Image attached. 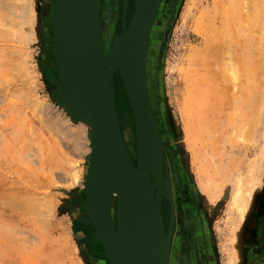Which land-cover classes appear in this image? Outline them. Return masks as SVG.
Segmentation results:
<instances>
[{"label":"rangeland","instance_id":"1","mask_svg":"<svg viewBox=\"0 0 264 264\" xmlns=\"http://www.w3.org/2000/svg\"><path fill=\"white\" fill-rule=\"evenodd\" d=\"M42 1L0 0V264H91L79 241H86L82 225L95 231L80 220L88 218L82 205L91 142L87 133L88 149L72 148L56 127L65 112L52 97L59 89L50 61L52 7L42 14ZM161 3L147 85L170 183L199 222L201 263L264 264V0ZM103 17L117 22V11ZM122 29L123 19L113 35ZM213 45L222 48L221 61L208 50ZM114 83L118 113L128 110L133 121L124 82L116 76Z\"/></svg>","mask_w":264,"mask_h":264},{"label":"water","instance_id":"2","mask_svg":"<svg viewBox=\"0 0 264 264\" xmlns=\"http://www.w3.org/2000/svg\"><path fill=\"white\" fill-rule=\"evenodd\" d=\"M161 1L134 0L128 24L124 9L123 31L111 40L109 50L102 42L101 0H55L48 13L53 34L50 61L59 86L52 97L72 121L91 126L82 205L88 218L80 220L94 227L93 235L111 264H171V183L147 85L149 36ZM175 5L172 2L165 33ZM119 67L133 121L129 111L119 114L116 108ZM163 196L172 206L167 230Z\"/></svg>","mask_w":264,"mask_h":264},{"label":"flooded vegetation","instance_id":"3","mask_svg":"<svg viewBox=\"0 0 264 264\" xmlns=\"http://www.w3.org/2000/svg\"><path fill=\"white\" fill-rule=\"evenodd\" d=\"M111 1L114 2V5L111 4ZM107 4L105 3V0H101V33L102 31H106V24L110 22L109 24V32L107 38H105V42L109 43L116 34L113 35V29H121L122 27V19H123V9L125 0H120V2H117L115 0H106ZM104 3L107 5V11H103ZM127 8H126V22L127 24L131 20L132 14L134 12L135 4L133 3V0H128L126 2ZM41 10L42 14L47 12L49 8L53 9L54 3L53 0H43L41 3ZM113 11H117V22H113L103 17L105 16H111ZM105 19V20H104ZM116 23V24H115ZM115 25V26H114ZM107 29V28H106ZM123 31V29H122ZM120 31L119 33H122ZM118 34V33H117ZM107 40V41H106ZM45 69L50 71L49 68L44 67ZM54 74L53 72H51ZM119 81V80H118ZM171 195L173 198V207H174V219H173V232H172V241H171V264H202L201 258H202V247L204 242V239L202 238V235H200L199 231V222L192 217V214L187 210L186 205L185 207L178 203L177 196L174 192V187L171 184ZM162 206H163V219L165 222L166 227H169L170 220H171V213H172V206L170 203V200L168 197L163 196L162 198ZM80 224V223H79ZM82 225V224H80ZM84 233L86 241L83 240V237L79 238L80 244L82 246V251L84 254H86L88 261H90L91 264H108L107 258L103 256V247L102 245L94 238L93 232L91 228L88 226H84ZM82 236V235H81ZM208 239H206V243L209 240V236L207 235ZM258 240L261 244L264 245L263 237H258ZM264 252V249L260 247V250L258 254H262ZM210 253V251H208Z\"/></svg>","mask_w":264,"mask_h":264},{"label":"bare ground","instance_id":"4","mask_svg":"<svg viewBox=\"0 0 264 264\" xmlns=\"http://www.w3.org/2000/svg\"><path fill=\"white\" fill-rule=\"evenodd\" d=\"M243 1H245V0H243ZM162 2V1H161ZM257 2H258V0H257ZM29 4V3H28ZM217 4V3H216ZM256 4V3H255ZM257 4H259V3H257ZM263 4V3H262ZM32 5V4H31ZM161 5H162V3H161ZM160 5V6H161ZM245 5V4H244ZM247 5V4H246ZM257 6V5H256ZM23 8V7H22ZM22 8H20V9H22ZM26 8V7H25ZM29 7L27 6V9H28ZM246 8V7H245ZM261 8V7H260ZM32 9V8H31ZM30 9V10H31ZM262 10V9H261ZM27 12V10L25 11V13ZM242 12H243V10H242ZM251 12V11H250ZM157 15H158V12H157V14H156V17H157ZM262 15V14H261ZM23 18V17H22ZM25 21L24 22H27V17L25 16L24 18H23ZM257 19V18H256ZM155 20H156V18H155ZM21 21V20H20ZM28 22H29V19H28ZM155 22V21H154ZM255 23V22H254ZM153 25H154V23H153ZM20 26V25H19ZM151 33V32H150ZM132 39H134V40H136V41H138V39H139V36L137 35V34H133L132 36ZM224 37V36H223ZM234 37V36H233ZM219 38V37H218ZM131 39V38H130ZM129 39V40H130ZM128 40V41H129ZM220 40V39H219ZM128 41H126V42H128ZM220 42V41H219ZM222 42V41H221ZM111 44H112V42L110 43H106L105 44V48L106 49H110V47H111ZM220 44V43H219ZM214 46V45H213ZM210 47V48H208V50H211L212 51V53H214V55L215 56H213L214 57V60L215 61H221V60H219L220 59V50L222 49H220V46H218V45H215L214 47ZM109 47V48H108ZM223 47V46H222ZM207 50V51H208ZM227 50V49H226ZM214 51V52H213ZM225 51V49H223V52ZM226 52H228V51H226ZM225 52V54L227 55V53ZM230 54H232V52H230ZM221 55H222V52H221ZM226 55H223V56H226ZM222 56V57H223ZM226 58H229V60H230V57L228 56V57H226ZM233 58V57H232ZM236 59V58H235ZM223 61H224V59H222ZM234 62V61H233ZM222 63V62H221ZM220 63V64H221ZM240 63V62H239ZM222 65H224V64H222ZM228 66H231V65H228ZM240 67V66H239ZM223 69H224V66L222 67ZM225 68H227L226 67V65H225ZM120 69H122L121 67H119L117 70H116V76H119L122 80H123V78H122V76H121V74H119V71H120ZM221 69V68H220ZM231 69V68H230ZM228 70V69H227ZM241 70V69H240ZM221 71V70H220ZM224 71V70H223ZM239 71V70H238ZM224 73H225V71H224ZM228 73H229V71H228ZM235 74V73H234ZM239 74V73H238ZM215 75L217 76V74L215 73ZM237 78V77H236ZM245 80V79H244ZM124 82V81H123ZM124 86H125V84H124ZM125 89H126V87H125ZM257 91V90H256ZM256 93V92H255ZM126 95H127V97H128V101H129V104H130V100H129V96H128V93H127V90H126ZM193 97V96H192ZM194 100H196L195 98H193ZM114 100H115V97H114ZM193 103V102H192ZM61 107V106H60ZM130 107H131V104H130ZM62 108V107H61ZM116 108H117V106H116ZM64 110V109H63ZM131 110H132V108H131ZM126 111H128V110H126ZM64 112H65V110H64ZM132 114H133V111H132ZM69 119H70V117H69V115H67V113L65 112V117H60V116H57V119H56V121H55V123H56V127H57V129H60L61 130V132H62V135H63V132L65 133V134H67L66 136H68L69 135V138H71L72 139V141H73V143L74 144H72V145H74L72 148H76L77 150H84V149H88L89 148V153L91 152V146L90 147H86V138H85V136H86V134L88 133V136L90 135V130H91V126H89L87 123H85V122H83V121H77V122H74V121H72L71 119V121L72 122H74L75 124H69ZM249 125V124H248ZM250 126V125H249ZM248 127V126H247ZM251 127V126H250ZM248 129V128H247ZM246 133V132H245ZM248 133H250V132H248ZM64 134V135H65ZM234 136V135H233ZM89 141L91 142V139H90V136H89ZM70 140V139H69ZM71 141V140H70ZM70 143H72V142H70ZM92 145V144H91ZM264 148V147H263ZM74 177L75 178H77V176H78V174H77V170H75L74 172ZM79 173V172H78ZM199 179V178H198ZM83 186H84V184H83ZM241 187V186H240ZM239 187V188H240ZM239 188H238V190L237 191H235V197L237 196V194L239 193ZM242 189V188H241ZM234 197V198H235ZM249 204V203H248ZM241 214V213H240Z\"/></svg>","mask_w":264,"mask_h":264}]
</instances>
